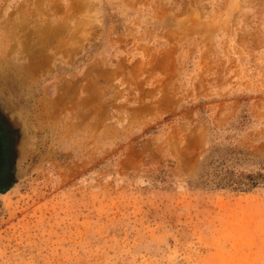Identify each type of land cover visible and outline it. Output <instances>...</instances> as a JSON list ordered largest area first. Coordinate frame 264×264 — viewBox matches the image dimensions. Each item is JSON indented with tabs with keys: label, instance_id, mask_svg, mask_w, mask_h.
<instances>
[{
	"label": "rangeland",
	"instance_id": "rangeland-1",
	"mask_svg": "<svg viewBox=\"0 0 264 264\" xmlns=\"http://www.w3.org/2000/svg\"><path fill=\"white\" fill-rule=\"evenodd\" d=\"M0 120V264H264V0H0Z\"/></svg>",
	"mask_w": 264,
	"mask_h": 264
},
{
	"label": "trees",
	"instance_id": "trees-1",
	"mask_svg": "<svg viewBox=\"0 0 264 264\" xmlns=\"http://www.w3.org/2000/svg\"><path fill=\"white\" fill-rule=\"evenodd\" d=\"M241 117L247 119L248 116L241 115ZM200 167L202 171L198 175L199 179L205 182H212L218 188L248 191L258 184L256 175L235 171L226 167L222 161L218 162V159H215L213 156L208 162H206V159L202 161ZM209 167L210 169H206Z\"/></svg>",
	"mask_w": 264,
	"mask_h": 264
},
{
	"label": "flooded vegetation",
	"instance_id": "flooded-vegetation-1",
	"mask_svg": "<svg viewBox=\"0 0 264 264\" xmlns=\"http://www.w3.org/2000/svg\"><path fill=\"white\" fill-rule=\"evenodd\" d=\"M6 162V137L4 126L0 120V188L8 181V170L4 169Z\"/></svg>",
	"mask_w": 264,
	"mask_h": 264
},
{
	"label": "bare ground",
	"instance_id": "bare-ground-1",
	"mask_svg": "<svg viewBox=\"0 0 264 264\" xmlns=\"http://www.w3.org/2000/svg\"><path fill=\"white\" fill-rule=\"evenodd\" d=\"M58 10H59V9H58ZM45 24H46V23H45ZM46 25H47V24H46ZM46 25H45V26H46ZM42 27H43V26H42ZM42 27H41V28H42ZM58 29H59V28H58ZM55 30H56V28H55ZM29 48H30V47H29ZM36 49H37V48H36ZM26 50H27V49H26ZM27 51H28V50H27ZM30 52H31V50H30Z\"/></svg>",
	"mask_w": 264,
	"mask_h": 264
}]
</instances>
